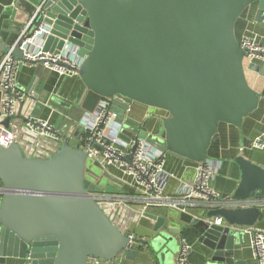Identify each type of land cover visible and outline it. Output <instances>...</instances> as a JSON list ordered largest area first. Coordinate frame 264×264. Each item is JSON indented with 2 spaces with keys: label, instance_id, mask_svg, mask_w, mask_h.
<instances>
[{
  "label": "water",
  "instance_id": "1",
  "mask_svg": "<svg viewBox=\"0 0 264 264\" xmlns=\"http://www.w3.org/2000/svg\"><path fill=\"white\" fill-rule=\"evenodd\" d=\"M39 4L40 20L50 26L43 50L83 56L78 69L83 94L111 97L123 108L133 101L164 110L167 116L159 122L158 136L143 129L139 133L168 155L193 163L210 157L219 124L240 127L258 106L262 94L247 73L264 78V62L246 58L235 23L249 8L255 20L263 18L264 0H40ZM8 50L0 38V52ZM12 53L22 58L19 48ZM43 69L37 64L29 84L19 85L28 95L21 116L37 105L34 88ZM0 123L16 135L8 146H0V264H25L26 258L27 264H87L90 257L112 260L118 254L136 261L144 247L166 264L174 247L172 237L159 231L162 218L124 205L108 213L102 207L110 204H98L91 197L90 191L102 189L85 178L89 171L87 154L78 141L80 126L74 134L65 131L66 141L60 146L46 141L58 148L55 151L43 141L37 146V136L21 125V117L7 116ZM235 163L240 169L237 186L231 194L221 195L222 205L207 211L206 220L199 223L198 241L210 251L206 264H245L233 258L234 247L243 243L244 236L236 227L254 226L261 218L260 206L227 207L226 201L264 198V167L242 155L235 157ZM103 190L117 192L109 185ZM141 214L156 223L149 240L127 232ZM216 217L222 224L210 220Z\"/></svg>",
  "mask_w": 264,
  "mask_h": 264
},
{
  "label": "built area",
  "instance_id": "2",
  "mask_svg": "<svg viewBox=\"0 0 264 264\" xmlns=\"http://www.w3.org/2000/svg\"><path fill=\"white\" fill-rule=\"evenodd\" d=\"M40 5L15 40L8 45L9 50L0 52V122L7 116L12 119L21 117V125L37 136V146L43 141L57 151L58 148L51 146L49 142L60 146L66 141L60 129L48 119L35 115L34 112L23 116L27 110L23 108V104L28 95L19 87V69L25 65L41 64L45 70L54 72L61 79L76 78L83 56L78 55L76 51L62 50L53 53L43 50V42L49 34L50 26L40 20ZM238 43L249 61L264 62L263 45L247 36L240 37ZM15 47L22 51L21 59L13 55L12 49ZM136 106L142 107L129 101L123 108L115 105L113 98L101 97L97 99L94 108L82 120V130L78 141L80 149L87 154L86 168L89 172H86L85 178L102 189L101 191H90L93 200L98 204H110V207H102L108 213H111L113 207L120 205L129 206L140 213L153 207H166L179 212L200 209L206 213L222 205L221 194L211 185V180L220 165L218 158L206 157L194 162L193 176L189 180H180L172 193L164 191L170 177L164 168V159L167 154L149 143L145 136L140 135L139 132L143 129L154 137L158 136L157 133L142 128L141 120L129 116ZM142 108L147 110L143 114V120L152 117L160 122L163 117L167 116L161 109ZM15 139L16 135L0 123V146H8ZM251 146L264 149V133L256 136ZM90 166L99 168L101 174L99 176L94 174L90 171ZM110 167H115L127 177L123 180L130 188L129 192L122 193L119 188L116 193L106 192L103 188L108 185V182L104 186L99 185L102 177L111 176L108 171ZM118 182L120 184L122 181L118 180ZM1 195L0 185V197ZM230 202L226 201L227 207L263 206L261 199ZM212 222L220 225L222 219L216 217ZM236 228L243 234L249 235L257 264H264V230L254 226H237ZM190 249L191 244L184 236H181L176 254L177 264H189ZM121 255L123 256V254H118L112 260L90 257L87 264H120L118 256ZM24 262L27 264L29 260L26 258Z\"/></svg>",
  "mask_w": 264,
  "mask_h": 264
},
{
  "label": "crops",
  "instance_id": "3",
  "mask_svg": "<svg viewBox=\"0 0 264 264\" xmlns=\"http://www.w3.org/2000/svg\"><path fill=\"white\" fill-rule=\"evenodd\" d=\"M39 1L0 0V38L6 45H10L25 27L30 16L33 15L38 7ZM254 16V10L251 8L240 16L235 23L236 35L238 38L247 36L264 46V17L255 20ZM35 68L36 66L25 65L19 69L18 81L20 86L29 84ZM247 78L252 86L262 94L257 108L243 118L240 127L228 123H220L218 133L209 150L210 157L220 160V165L211 180V185L221 195L231 194L240 180V169L235 163L236 156L242 155L264 167V149H257L251 146L253 139L264 133V78L253 72H248ZM34 91L38 96L43 91L47 92L44 102H40L37 98L34 114L48 119L60 131L64 128L63 135L67 130L74 134L79 126L82 130V120L94 108L98 99L90 91L83 94L84 85L78 77L61 79L54 72L45 69L41 72ZM51 97L55 98L52 103L49 99ZM149 111L152 112V110ZM144 112L146 113L147 110L136 106L129 116L133 119L141 120L142 128L147 131L158 133L160 130L159 121L152 117L143 120ZM164 168L170 175L164 188L166 193L174 192L179 181L189 180L194 172L193 162L168 154L164 159ZM108 171L109 175H111L106 178L108 185L110 183L109 186L114 187L116 190L119 188L122 193L129 192L130 188L123 180L127 177L115 167H110ZM112 177L116 179L113 180L111 179ZM118 180L122 182L119 184ZM261 200L263 203V206H260L261 218L254 224V227L264 230V198H261ZM128 208L137 211L129 206ZM146 212L162 218L163 224L159 231H165L172 237V245L175 247L166 255V264H177L176 254L181 236H184L191 244L189 264H206L210 251L203 243L198 241L199 228H197L201 221L206 220L204 211L195 209L188 212H179L166 207H153ZM155 224L153 218L141 214L137 221L130 223L127 232L137 239L149 240L155 235ZM243 235V243L234 247L233 258L237 261H244L245 264H257L249 235ZM140 250L142 251L138 253L136 261L125 259L124 255L118 256L120 264H160L157 254L151 253L148 247L140 248Z\"/></svg>",
  "mask_w": 264,
  "mask_h": 264
},
{
  "label": "rangeland",
  "instance_id": "4",
  "mask_svg": "<svg viewBox=\"0 0 264 264\" xmlns=\"http://www.w3.org/2000/svg\"><path fill=\"white\" fill-rule=\"evenodd\" d=\"M74 86V85H73ZM40 89V88H39ZM47 92H42L41 95L38 96V99L40 102H44L45 101V96H46ZM61 95V94H60ZM62 96V95H61ZM66 96V94H65ZM51 100V103L54 102V97L49 98ZM89 166V164H87V167ZM89 168V167H88ZM90 171H92L94 174H96L97 176H99L101 174V171L99 170V168L95 167V166H90ZM107 183V179L105 177H102L99 181V185L100 186H104ZM175 247V246H174Z\"/></svg>",
  "mask_w": 264,
  "mask_h": 264
},
{
  "label": "trees",
  "instance_id": "5",
  "mask_svg": "<svg viewBox=\"0 0 264 264\" xmlns=\"http://www.w3.org/2000/svg\"><path fill=\"white\" fill-rule=\"evenodd\" d=\"M197 228H200V225H197Z\"/></svg>",
  "mask_w": 264,
  "mask_h": 264
}]
</instances>
